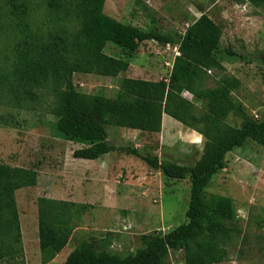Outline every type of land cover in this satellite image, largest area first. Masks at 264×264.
<instances>
[{
    "label": "trees",
    "instance_id": "16d2710c",
    "mask_svg": "<svg viewBox=\"0 0 264 264\" xmlns=\"http://www.w3.org/2000/svg\"><path fill=\"white\" fill-rule=\"evenodd\" d=\"M233 1L254 8L264 5V0ZM105 3L0 0V108L29 111L51 97L50 113L60 137L85 147L73 153L75 160L96 161L117 152L141 160L167 179H191L186 224L168 234L140 236L142 247L126 256L109 251V243L83 242L65 264H164L171 251L180 250L185 251L186 264H210L205 259L208 244L242 230L233 200L208 196L206 189L226 169L229 153L248 142L264 148V122L249 117L233 98L241 84L216 59L222 29L206 13L177 35L116 21L105 14ZM147 42L178 48L167 79L123 80V89L114 97L77 91L75 75L118 78L129 71V59L106 54L109 44L131 58ZM211 71L216 74L212 89L205 86ZM185 92L192 101L183 97ZM233 113L243 117L242 127L227 123ZM164 115L204 139L203 154L194 167L163 163L135 147L109 144L108 127L159 134ZM17 124L16 114L0 115L1 126ZM38 177L35 169L0 163V264H26L16 193L36 187ZM36 204L41 262L50 264L92 207L45 197Z\"/></svg>",
    "mask_w": 264,
    "mask_h": 264
},
{
    "label": "rangeland",
    "instance_id": "374dc122",
    "mask_svg": "<svg viewBox=\"0 0 264 264\" xmlns=\"http://www.w3.org/2000/svg\"><path fill=\"white\" fill-rule=\"evenodd\" d=\"M171 1L175 9L170 13L177 21L178 30L171 23L160 24L155 19L154 23L139 22L140 28L183 35L187 24L198 19L201 12L206 13L222 29L216 59L227 75L237 78L241 84L232 94L233 98L249 117L264 122V5L254 8L249 3L233 0ZM157 2L160 0H154L155 4ZM105 52L129 59V71L118 78L75 75L78 92L114 97L123 89V80L157 82L167 79L178 56V48L153 42L142 44L131 58L111 44ZM215 75L214 71L208 73L207 88L216 87ZM51 99L46 97L33 109L19 113L0 108V115L13 113L18 118L14 127L0 125V163L32 168L39 174L36 187L16 193L26 264H42L37 199L62 197L83 201L86 183H89L87 172L96 170L83 160H74L73 153L85 147L60 137L50 113ZM169 121L170 124L165 121L159 134L108 127V142L115 147H135L141 155L158 157L163 163L194 167L203 154L204 139L180 123ZM243 121L239 113H233L227 123L242 127ZM117 155L123 159L119 164L123 174L119 178L112 175L109 181L112 198L108 202L102 198L104 180L97 177L92 209L82 217L69 245L50 264H65L70 253L83 242L109 243V251L126 256L142 247L140 236L168 234L186 224L190 177L184 181L167 179L139 159L122 153ZM225 165L226 169L212 178L206 193L233 200L242 233L210 242L205 259L210 264H264V225H261L264 220V148L248 142L229 153ZM164 264H186L185 251H171Z\"/></svg>",
    "mask_w": 264,
    "mask_h": 264
},
{
    "label": "crops",
    "instance_id": "0c3cea01",
    "mask_svg": "<svg viewBox=\"0 0 264 264\" xmlns=\"http://www.w3.org/2000/svg\"><path fill=\"white\" fill-rule=\"evenodd\" d=\"M182 1H185V0H180V2ZM174 9H175L174 2H172L171 0H160V2H157L156 4L154 3V0H106L104 12L108 17L116 21H119L124 24H131L136 27H141L139 22L140 23L141 22L154 23V19H155L159 21L160 24L162 22L165 24L171 23L175 25V30H178L179 27H178L177 21H174L172 19L171 13H170ZM196 20L197 19L193 20L192 23H194ZM190 25L187 24V28ZM186 29L185 30L183 29L184 33ZM172 32H174V30ZM166 120H167V123L170 124L169 120H173V119L164 115L162 126L164 125ZM135 132H139V131H135ZM117 154H118L117 152L110 153V154L102 156L100 159L96 161H86V160L82 161L89 166L93 165L92 167L96 169L93 172L92 171H90L89 173L87 172L88 178L86 179H88L89 183H86L87 187L86 186L85 187L87 189H86V192L83 193V196H82L83 201L69 200L67 198H62V197H57V198H54L53 200L73 202L77 204L93 206L92 205L93 204L92 194L94 193L93 190L97 182L96 180L98 179L97 177H100L102 178V180H104L103 181L104 183H102L103 190L100 194L102 198H105L106 199L105 201L108 202L109 201L108 199L112 196L110 194L111 186L109 185L110 184L109 181L112 179L111 178L112 175H115L114 178H119L123 174L121 171V167H120L121 161L123 162V159L119 157ZM112 158H116V159H113L112 161ZM116 170L117 171L120 170V171L116 172ZM105 182H107V184H105ZM22 238H23V233H22Z\"/></svg>",
    "mask_w": 264,
    "mask_h": 264
},
{
    "label": "built area",
    "instance_id": "2783aa9c",
    "mask_svg": "<svg viewBox=\"0 0 264 264\" xmlns=\"http://www.w3.org/2000/svg\"><path fill=\"white\" fill-rule=\"evenodd\" d=\"M183 97L186 98V99L189 100V101H192V100H193L192 95L189 94V93H184V94H183ZM125 230L127 231L126 228H125Z\"/></svg>",
    "mask_w": 264,
    "mask_h": 264
}]
</instances>
